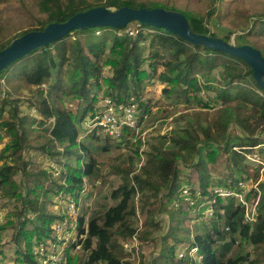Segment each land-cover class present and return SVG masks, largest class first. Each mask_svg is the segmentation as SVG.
<instances>
[{
	"label": "trees",
	"instance_id": "16d2710c",
	"mask_svg": "<svg viewBox=\"0 0 264 264\" xmlns=\"http://www.w3.org/2000/svg\"><path fill=\"white\" fill-rule=\"evenodd\" d=\"M215 2L216 0L212 1L206 17H211L215 13ZM125 5L134 8L163 7L181 11L187 16L192 31L217 37L211 33L205 16L183 11L157 0H106L94 3L88 0H36V6L41 15L34 19L30 28L19 32L13 38L7 35L2 36L0 33V50L29 31L44 30L53 22H65L78 12L96 6L117 9ZM261 21L264 24V21ZM137 24V21H133L124 28L104 26L82 31L74 30L55 42L31 51L10 67L0 71V82L7 80L9 76L23 81L27 87H40L51 82L49 89L45 91L47 94L39 90L41 97L36 96L39 103L37 108L41 113L39 124L45 126V131L49 132V135L43 136L42 143L32 144L28 141L29 131L25 127L27 117L19 113L17 102H14V111L9 113L10 116L0 122V129L5 128L11 137L0 152V193L8 198L6 200L17 199L20 202V211L23 213L30 211L28 209L31 207V211L35 212L39 221L37 224L32 221L31 229L25 226L26 222H31V219H27L24 223L7 219L8 221L0 224V249H5L3 237L9 228L8 225H15V240L18 242L21 238L25 239V246L19 252L17 251L18 253L16 252L19 255L15 258L16 262L35 264L38 261L34 247L45 244L48 239H51L53 222L64 219L63 214L46 210V201L49 199L47 193L50 188L43 189L46 180L41 182L43 185L39 189L42 190L35 199H28L20 191L14 176L20 169H23L26 174L28 172L27 166L30 159L26 155L27 149L35 148L48 155L50 159H54L51 168H55L56 162H64L67 169L64 173L67 174V187L64 188L66 192L76 196L77 202L78 197L85 190V178L97 179L101 175V161L92 148L91 141L88 140L99 142L96 143L95 150L106 151L110 149L112 139L106 137L104 142L95 131L89 133L87 138H81L82 122L86 118L88 109L74 114L66 106L58 105L57 101L60 98L58 89L59 91L61 89L63 98L67 100L72 98L73 100L76 98L89 100L93 91L96 92L102 88L100 81L103 80L105 97L138 104L143 108L144 117L149 112V104H144L141 98L146 82L149 80L152 81L157 77V80L165 85L163 93L167 98L176 100L184 98L186 102L195 98L203 103V99L197 94L203 89H211L212 86L203 84L197 74L203 71L202 74L205 76L213 69L222 67V80L219 84L217 83L216 100L219 109L215 118L211 120L206 116L202 120H193L192 115L187 114L186 116L191 118L187 126L172 135L168 133L160 135L144 153L145 161L137 171L119 170L116 167L122 182L110 191L109 197L112 203L107 204L101 213L93 215L88 220L83 215L78 218L80 248L73 252L75 243L67 249L65 264H129L128 261H124V258L134 254L135 248L128 251L124 243L133 241L134 237L137 238L138 243L139 240L147 241L154 231L160 228L155 221L157 210L148 211L147 206L152 200L158 198L161 191H165L163 196L165 202L172 203L173 211L181 215V223L185 222L188 213L185 212L186 214L182 215V205H173L174 201L184 202V198L180 197L184 187L180 175V163L190 167L196 166L199 169L198 189L192 187L196 184L192 180V174L185 183L193 188L189 191L190 201H194L197 206L208 201L207 207H213L214 216L199 221L202 223L198 225L200 232L190 243V247L198 248V256H202L201 259H195L188 254L179 258L178 245H172L173 247L169 249L166 247L165 250H168V253L162 252L161 256L169 258L173 264L258 263L250 260L245 243L255 248L264 245V205L254 221H245V207L241 201L234 196L224 198L216 194L214 188L239 189V181L245 179L242 174L251 169L246 162V154L262 143L256 140L249 143L245 138L232 137L228 127L239 119V107H247L242 101L258 106L264 114V88L254 77L253 68L244 59L205 45L192 43L164 28L143 23L137 26ZM127 28L137 29L136 34L119 35V31ZM246 29L247 26L241 30ZM74 33H83L85 40L78 38L69 40L68 38ZM223 39L230 40V37ZM236 39L238 45L246 44L244 34H239ZM147 49L151 54L149 60L144 57ZM262 54L264 56L263 52ZM146 62L148 67L144 68ZM104 66L111 67L113 71L111 76L103 75ZM159 67L163 68L161 72ZM92 101L97 99L93 98ZM210 105L212 106L211 103L205 104V106ZM2 139L0 135V140ZM113 140L114 143L119 142L118 139ZM137 148L136 157L140 159V147ZM225 155L228 156L226 159ZM262 155L264 158L263 153ZM222 160L225 167L229 169V173L214 172L219 169ZM252 168L259 176L264 175L261 166ZM45 172L52 183L55 180V177H50L53 172ZM213 175L220 177H212ZM32 192L35 193L36 190ZM139 193L142 195L141 207L136 203ZM50 195L48 194L51 198ZM256 196V189H251L247 193L249 201L254 200ZM190 201L185 202L189 209L193 208L189 204ZM24 208L27 209L24 211ZM139 211L147 213L145 229L139 226ZM173 211L170 213L172 218L176 216ZM202 215L201 212L196 218ZM185 226L190 236L191 225L185 224ZM170 230L169 236L177 240L179 237L176 235V229L171 227ZM188 235L180 237L179 243L185 242L189 238ZM233 249L234 252L231 253ZM161 262L162 259L159 260V263ZM154 264H158L157 260Z\"/></svg>",
	"mask_w": 264,
	"mask_h": 264
},
{
	"label": "rangeland",
	"instance_id": "374dc122",
	"mask_svg": "<svg viewBox=\"0 0 264 264\" xmlns=\"http://www.w3.org/2000/svg\"><path fill=\"white\" fill-rule=\"evenodd\" d=\"M88 1L90 3H94L106 0ZM157 1L166 3L183 11L195 12L206 17L213 0ZM215 5V13L211 17H206V22L211 30V33L220 38L230 37V41L234 42L235 44H237L236 36L239 34H244V41L246 44H250L264 53V24L261 21H264V0H216ZM40 15L41 14L38 12V7L36 6V0H0V33H2V36L7 35L9 38H13L15 35L19 34V32L30 28L34 19ZM246 26L247 29L242 31L241 29L245 28ZM250 30H252V32ZM84 37L85 36L83 33H74L68 39L70 40L78 38L84 41ZM150 55V50L147 49L145 51L144 57L149 60V58H151ZM230 60L234 61L232 58H230ZM103 61L104 60L102 59V64ZM235 63L236 62H234V64ZM147 67L148 62H146L144 65V68ZM162 70L163 68L159 67V71L161 72ZM221 71H223V68L217 67L205 76L202 74L203 71L197 74L203 84L212 86L211 89H203L199 94H197L198 97L203 99V103L198 102V100H195V98H191L190 102H186V99L184 98L179 100L167 98L163 93L165 85L157 80V77L153 78L152 81L149 80L150 82H146L141 101L144 104H149V112L144 115L139 130H127L126 134L122 136L121 140H118L119 142L116 141L114 143L112 142L114 140L111 138L112 141L110 149L106 151L95 150L96 143L99 142L96 140H88L91 141V146L98 156L99 161H101V175L97 179H93L92 177L85 178V190L78 197V202L76 201V196L74 194L65 191V188L67 187V174L64 173L67 172V169L65 168L64 162H56L54 165L55 168H51L52 160L54 159H50L48 155L43 154L41 151L36 150L35 148H29L26 150V155L30 159V163L27 166V174L23 171V169H20L14 176L19 184L20 191L26 195L28 199H35V197L42 190L39 189L43 185L41 182L46 180L43 185V189L46 190L50 187L47 193V197L49 199L46 201V210L55 214L64 213L65 215V213H67L66 203L73 202V204L76 205V213H74L72 219L69 218V221L73 220L75 225L77 224L76 221L81 215L85 216V218L88 220L93 215L101 213L107 204L112 203V200L109 197L111 189L118 186L122 182L121 176L117 174L118 171L116 167H118L119 170L137 171L141 164L145 161L144 153L150 149V146L153 145L156 140H158L160 135H165L167 133L168 135H172L176 132L182 131L187 126L189 121H191V118L186 116L187 114L192 115L193 120H202L206 116H208L211 120L215 118L216 112L218 111L217 109H219L216 99L218 91L217 87L219 82L222 80ZM112 74L113 71L110 66L103 67L104 76L107 77L111 76ZM4 82L5 84L0 86V122L2 119L8 118L10 116L9 113L14 111V102H17L19 113L27 117V120L25 121V127L27 131H29L28 141L32 144L42 143L44 141L43 136L49 135V132L45 131V126H41L39 124L41 113L37 108L39 103L37 102L36 96L41 97V94L38 93L39 90L47 92L51 82H47L40 87H27L23 81H19L13 76H9V78ZM100 83L102 88L96 92L93 91L90 94L89 100H85L83 98H76L74 100L72 98V100H67L63 98L64 94H62L61 89L60 91L59 89L57 90L58 94L60 95V98L57 101L58 105L66 106L69 110L73 111L74 114H78L79 111L83 112L85 109H88L86 118L84 120L82 119L83 132L81 134V138H87L89 133H91L90 129L86 128L85 126L86 120L99 105L102 98L105 97V84L103 80H101ZM46 92L45 94H47ZM93 98L97 99V101H92ZM132 99L133 98H131V100ZM242 102L247 107H239V119L232 122L228 127L230 136L245 138L249 143L254 140L258 141V143L261 142L262 144L258 145V148L260 149V152L264 154V114H262L258 106L247 104L244 101ZM207 103H211L212 106H205ZM138 107L143 112V108L139 105ZM0 135L3 138L0 140L1 152L6 143L11 140V137L5 128L0 129ZM98 136L103 138L104 142H106L105 136ZM137 147H140V159L136 157V150L138 149ZM58 148L60 147L58 146ZM60 151L62 152L61 148ZM248 154H250V152H248ZM226 157L228 156L225 155V159ZM246 162L250 165L251 169L247 173H243L242 177L248 179L250 185L258 184L260 210H262V206L264 205V175L261 174V176H259L255 172L254 168H252L258 166L257 162H250L248 157ZM179 167L180 175L183 180L182 184L184 185V187H182L183 191L181 192L180 197L184 198V202L181 203L180 201H174L173 205H182V215L186 214L185 212L188 213L186 214L187 218L185 222L181 223V215L173 211L172 203L168 204L165 202V197H163L165 191H161L158 198L152 200L147 206L148 211L152 210L155 212L157 210L155 213V221L158 222L160 228L154 231L152 237L149 240H139V243H133V246L136 247L134 254H132L130 257L126 256L124 258V261H128L129 264H154L156 260L158 264H173L169 258L167 259L161 256L162 252L168 253V250H165V248L167 247V249H169L170 247H173L172 245H178V257L181 258L182 256L186 255L191 241L194 239L195 235L200 232L198 225L199 223H202L199 221H201V219H206L208 211L203 210L208 202L204 201L197 206L193 204L194 201H191L189 203L193 207L191 209H189L185 203L190 201L188 200L187 194H189V191L193 189L192 187L197 189L199 187L198 181L200 178V172L196 166L190 167L180 163ZM50 170L53 172L51 173L50 177H55V180H53L52 183H50L51 180L47 177V173L45 172L47 171L50 173ZM217 171H219V173H229V169L225 167L223 160L219 169L214 172ZM59 173L61 174L59 175ZM190 174H192V180L196 183L195 186L192 187L188 186V184H185ZM212 177L219 178L220 176L213 175ZM39 184L41 185L38 186ZM249 184H247V186ZM34 189L36 190L35 193L32 192ZM186 191L188 193H186ZM48 194H51V198L48 196ZM6 199L8 198L2 196L0 193V208L6 213V220L13 219L15 222L20 221L24 223L27 221V219H31V222H26L25 224L27 229L33 228V222L34 224L39 223L35 212L31 211V207L28 209L30 211L23 213V211H20V202L17 201V199L15 201H9ZM136 203L137 206L141 207V193H139V198L136 199ZM26 209L27 208H24V211ZM171 211H173L176 215L174 218H172V214H170ZM201 212H206V214L203 213L205 215L196 218V216ZM209 213L211 212L209 211ZM138 217L140 220L139 226L142 227V229H145L144 225L145 221L147 220V213L139 211ZM245 221H247L246 218ZM185 224L191 225L190 236L185 230ZM8 227L9 228L6 230V234L3 237L4 247L10 254V258H16L19 257L17 254L19 250L25 246V239L21 238L17 242L14 238L15 225H8ZM171 227L176 229V235L179 237L177 240L172 236H169ZM187 235L189 238L180 244V237H187ZM245 247L246 252H249V258L251 261L253 260L258 262L255 264H264V245L260 246L259 248H255L245 243ZM233 252L234 249L231 250V253ZM196 254L193 253L195 258H197ZM160 259H162L161 263H159Z\"/></svg>",
	"mask_w": 264,
	"mask_h": 264
},
{
	"label": "water",
	"instance_id": "95a60500",
	"mask_svg": "<svg viewBox=\"0 0 264 264\" xmlns=\"http://www.w3.org/2000/svg\"><path fill=\"white\" fill-rule=\"evenodd\" d=\"M138 21L176 33L195 44L230 53L244 59L254 70V77L264 88V56L250 44L237 45L230 40L210 34L197 33L190 29L187 16L176 10L163 7L134 8L121 6L117 9L96 6L81 11L65 22L50 23L44 30H32L14 39L10 45L0 50V71L41 46L55 42L74 30L93 27L124 28L130 22Z\"/></svg>",
	"mask_w": 264,
	"mask_h": 264
},
{
	"label": "built area",
	"instance_id": "2783aa9c",
	"mask_svg": "<svg viewBox=\"0 0 264 264\" xmlns=\"http://www.w3.org/2000/svg\"><path fill=\"white\" fill-rule=\"evenodd\" d=\"M140 24L141 23L138 22L137 26H140ZM136 32L137 29L135 30L132 28H127L124 31H119V35H123L124 33L135 35ZM4 84L5 82L2 80L0 82V86ZM142 113L143 112L136 103H125L114 97H104L102 98L96 109L87 118L85 126L86 128L90 129L91 132H97L98 135L121 140L122 136L126 134L127 130H139L143 121ZM246 156L250 161L257 162L258 166H261V170L264 171V158L262 153L259 151L258 145L252 149L250 154L247 153ZM238 184L239 189H232L231 187H215L214 192L224 198L234 196L236 199L240 200L242 205H244L245 207V218L247 219V221H254L256 219V216L260 212V196L258 193V184L250 185L248 179L246 178L240 180ZM247 184L249 185L247 186ZM254 188L257 190V196L256 198L254 197V200L249 201L247 199V193ZM186 193L188 192L186 191ZM187 196L188 200H190V195L187 194ZM207 205L204 207L203 211L207 210L208 212L206 218H211L214 216V210L213 207H207ZM66 206L67 213H65V215L63 213L64 219L62 221H55L52 226V238L48 239L45 244L34 247L35 257L38 261L35 264H65L67 258V249L71 248L75 243L76 246L72 248L73 252L76 249L80 248V244H78V226L77 224L75 225V222L73 220L69 221V218L72 219L74 213H76V205H74L73 202H67ZM209 211L211 213H209ZM203 213L206 214V212H202V214ZM5 222L6 213L2 209H0V224H3ZM134 242H138L136 237H134L133 241H126L124 243V246L128 251H132L133 248L136 249V247L133 246ZM197 252V247H189L186 255L188 254L191 257L195 258L193 256V253L196 254ZM9 256L10 254L6 249H0V264H30L27 262H16L15 257L10 258ZM196 256L197 258L195 259L202 258V256H198V253L196 254Z\"/></svg>",
	"mask_w": 264,
	"mask_h": 264
}]
</instances>
